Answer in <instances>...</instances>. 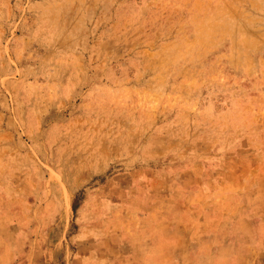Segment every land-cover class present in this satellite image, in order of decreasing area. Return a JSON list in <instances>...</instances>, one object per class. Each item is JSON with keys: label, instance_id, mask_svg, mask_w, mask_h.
<instances>
[{"label": "rangeland", "instance_id": "1", "mask_svg": "<svg viewBox=\"0 0 264 264\" xmlns=\"http://www.w3.org/2000/svg\"><path fill=\"white\" fill-rule=\"evenodd\" d=\"M0 264H264V0H0Z\"/></svg>", "mask_w": 264, "mask_h": 264}]
</instances>
